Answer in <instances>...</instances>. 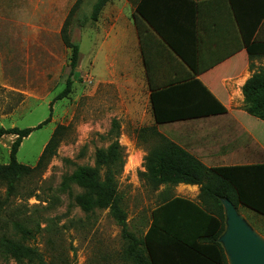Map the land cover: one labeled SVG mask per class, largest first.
<instances>
[{"label":"rangeland","instance_id":"obj_1","mask_svg":"<svg viewBox=\"0 0 264 264\" xmlns=\"http://www.w3.org/2000/svg\"><path fill=\"white\" fill-rule=\"evenodd\" d=\"M76 1L52 5L51 27L40 35L18 34L22 31L8 26L17 14L0 13L6 25L0 31V128L33 129L22 140L19 164L36 169L51 138L61 129L53 157L24 177L14 193L0 182V239L21 240L23 234L13 228V222H19L31 231L25 244L45 264H131L123 260L128 241L109 210L87 215L78 206L76 197L82 190L72 179L74 173L80 167L94 166L96 151L119 139L126 162L118 192L128 230L137 237L151 223L152 212L162 202L161 193L172 195L170 188L158 193L139 176L148 148L154 144L150 133L142 136L140 132L151 127L140 129L134 119L113 118L118 98L113 88L93 91L89 61L96 26L91 15L98 0H83L71 21L69 31L80 48L79 61L71 94L56 100L71 71L72 51L64 46L61 29ZM17 138L12 134L0 138V166L10 165ZM238 212L246 226L264 239V218L245 208ZM229 263L233 264L230 256ZM0 264L17 263L0 251Z\"/></svg>","mask_w":264,"mask_h":264},{"label":"crops","instance_id":"obj_2","mask_svg":"<svg viewBox=\"0 0 264 264\" xmlns=\"http://www.w3.org/2000/svg\"><path fill=\"white\" fill-rule=\"evenodd\" d=\"M63 1L0 0V13L17 14L8 26L22 31L18 34L40 35L51 27L52 5ZM139 5L147 20L137 14ZM263 11L264 0L109 2L94 22L93 91L113 88L114 119L155 127L208 168L264 165V122L246 112L243 95L247 81L264 68V56L251 57L245 40ZM2 20L0 14V31L6 26ZM252 42L264 43V18ZM203 88L225 113L209 115L216 107ZM153 95L161 117L173 118L170 122H156ZM185 116L196 118H180ZM163 190L166 186L157 192ZM170 193L200 202L197 185L179 184Z\"/></svg>","mask_w":264,"mask_h":264},{"label":"trees","instance_id":"obj_3","mask_svg":"<svg viewBox=\"0 0 264 264\" xmlns=\"http://www.w3.org/2000/svg\"><path fill=\"white\" fill-rule=\"evenodd\" d=\"M115 0H98L93 7L91 21L97 22L104 7ZM83 0H77L70 10L61 29L64 46L72 51L71 71L66 88L56 100L67 98L73 89V76L77 70L80 48L72 42L70 34L71 21ZM139 5L137 14L147 20ZM264 11L250 34L247 42L251 57L264 56V43L252 42ZM185 61V57H183ZM210 97L215 110L209 115L223 114L226 109L216 101L204 88ZM246 112L264 122V68H260L243 87ZM157 95L152 96L153 113L157 123L170 122L173 118H162L157 107ZM208 116V115H200ZM176 118V117H175ZM180 118H196L185 116ZM50 122V119L41 126ZM40 126V127H41ZM114 126L118 127L117 121ZM58 129L51 138L42 154L36 169L53 157L60 140ZM33 129L19 130L0 128V138L5 135H17L14 143L11 163L0 166V182L8 186V192L14 193L16 186L34 170H29L19 164L17 153L22 140L30 136ZM142 136L150 133L153 145L148 148L144 158L140 178L155 191L161 186L167 188L179 184L197 185L200 187L199 203L186 199L169 198V193L160 195L161 204L152 212L151 223L142 237H137L128 230L127 214L123 208L122 198L118 192V179L124 170L125 149L119 139L110 146L98 149L95 153L94 166L80 167L72 179L81 188L82 193L76 197V202L87 215L96 211L109 210L110 215L122 227V234L128 241V247L123 254V260L131 264H229L220 238L226 230V216L223 201L231 202L239 211L245 208L264 218V165L235 166L208 168L198 159L189 154L169 139L161 135L155 127L142 129ZM14 230L23 234L21 240L10 237L0 239V251L17 264H45L37 252L28 247L25 242L31 236V231L19 222H13Z\"/></svg>","mask_w":264,"mask_h":264},{"label":"water","instance_id":"obj_4","mask_svg":"<svg viewBox=\"0 0 264 264\" xmlns=\"http://www.w3.org/2000/svg\"><path fill=\"white\" fill-rule=\"evenodd\" d=\"M223 206L226 230L220 238V243L223 245L228 263L230 256L233 264H264V243L260 241L263 238L246 226L231 202L224 200Z\"/></svg>","mask_w":264,"mask_h":264},{"label":"bare ground","instance_id":"obj_5","mask_svg":"<svg viewBox=\"0 0 264 264\" xmlns=\"http://www.w3.org/2000/svg\"><path fill=\"white\" fill-rule=\"evenodd\" d=\"M260 241H261L262 243H264V240H263V239H262V240L260 239Z\"/></svg>","mask_w":264,"mask_h":264}]
</instances>
